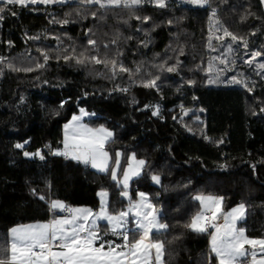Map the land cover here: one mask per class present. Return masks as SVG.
I'll return each mask as SVG.
<instances>
[{"label": "trees", "instance_id": "trees-1", "mask_svg": "<svg viewBox=\"0 0 264 264\" xmlns=\"http://www.w3.org/2000/svg\"><path fill=\"white\" fill-rule=\"evenodd\" d=\"M0 8L6 9L0 20V247L12 228L63 215L51 209L52 201L96 210L99 192L106 191L111 213L128 205L111 170L97 172L53 154L63 149V128L81 108L96 114L89 125L112 130L106 150L113 156L121 151L123 160L133 153L145 161L130 196L135 201L139 192L147 193L168 225L152 234L164 242V264L216 263L209 232L184 227L200 211L194 199L199 194L223 197L226 211L244 204L238 226L249 238L264 239L259 0H210L203 7L145 3L134 11L81 2ZM224 29L238 39L224 36ZM228 46L233 52L225 66L213 58ZM105 60L116 61L115 73ZM153 80L155 86L145 87ZM187 109L204 113L185 114ZM100 229L105 241L123 242L107 224Z\"/></svg>", "mask_w": 264, "mask_h": 264}, {"label": "snow or ice", "instance_id": "snow-or-ice-1", "mask_svg": "<svg viewBox=\"0 0 264 264\" xmlns=\"http://www.w3.org/2000/svg\"><path fill=\"white\" fill-rule=\"evenodd\" d=\"M2 2L6 5L26 7L28 4H48L55 0H2ZM86 2L96 4L100 9L105 10L122 8L134 11L146 2L159 8L167 6L166 0H86ZM186 3L201 7L210 6V0H186ZM5 10L0 8V20L4 18L2 13ZM12 14L15 15V12ZM211 14L215 17L216 11L213 9ZM64 22L67 23V21ZM223 32L224 36H230L233 41L238 39L227 29H224ZM216 39L220 40L223 37L217 36ZM89 43L95 45L96 41L90 40ZM209 47H212L211 37H209ZM232 52L233 49L228 46L227 52L222 57L213 59H219L221 64L227 66L230 61L226 57ZM257 55L259 53L254 54L253 59ZM45 58L47 59V57ZM92 60L97 64L102 62L97 57H92ZM0 62H2V58H0ZM77 62L82 63L83 61ZM103 63L106 66L110 63L111 70L115 73L117 66L115 60H105ZM247 63L251 64L252 61L249 60ZM260 67L264 68V64H261ZM120 70L127 71L122 65ZM208 70L212 71L211 63ZM168 71L171 72L174 69L168 68ZM235 82L241 83L239 80ZM148 86H155V80L145 84V87ZM157 112L153 114L155 115ZM85 115L88 113L82 109L81 115L73 116L71 121L65 125L64 148L53 154L62 155L86 165L90 164L91 167L101 172L109 171L111 161L113 163L111 178L122 185L124 191L121 194L129 200L128 209L115 214L110 213L106 191L99 193L101 207L95 213L91 209L68 208L60 201H52L50 205L52 210L67 212L69 215L66 218L53 219L47 223L12 228L9 241L5 246L0 247V253H7V256L0 255V264H164V242L158 239L154 240L152 233L167 230L168 225L160 223L155 205L150 202L145 193H138L139 200L133 202L126 191L130 178L140 174V169L144 166L145 161L136 160L135 155H132L127 168L122 172V180L118 179L117 172L120 170L121 153H116V159L112 161V157L105 150V145L111 139L112 133L103 127L91 128L81 123ZM16 147L23 148V145L17 144ZM24 155L33 154L24 152ZM34 155L44 159L39 152ZM152 180L157 184L160 183L158 175L152 176ZM40 199H44V197L41 196ZM194 199L199 202L202 210L195 213L184 227L200 234L208 233L209 228L214 230L209 233L211 236L210 246L211 252L218 258V264H244L246 257H250L251 264H264V239H251L245 234L243 228L237 227V221L244 219L245 216L244 204H240L228 212H222L223 197L199 194ZM129 214L135 217V229L138 230L135 233L138 238H134L131 242L127 227ZM219 219H222V224L217 223ZM99 220L107 221L112 234L121 236L123 242L116 244L114 241H105L99 233L97 223ZM246 245H250L253 250L249 251L245 247ZM257 248L259 252L256 251Z\"/></svg>", "mask_w": 264, "mask_h": 264}, {"label": "rangeland", "instance_id": "rangeland-1", "mask_svg": "<svg viewBox=\"0 0 264 264\" xmlns=\"http://www.w3.org/2000/svg\"><path fill=\"white\" fill-rule=\"evenodd\" d=\"M177 2V3H180V4H184V5H189V6H198V5H193V4H188V3H186V0H166V5L169 3V2ZM69 2H81V3H85V4H91V3H87L86 2V0H55V2H52V3H48V4H58V3H69ZM0 3H3L2 2V0H0ZM147 3V2H146ZM37 4H39V3H37ZM43 4V3H42ZM145 4V3H144ZM150 4H152V3H150ZM154 5V4H153ZM83 109V111L84 112H86V113H88V115H85V116H83V118H82V120H81V123H83V124H86V125H88L89 127H91V128H100V127H103V128H105V129H107L108 131H110L111 133H112V137H111V139L109 140V141H111L112 139H113V137H114V133L112 132V130H110V129H108V128H106V127H104V126H99V127H92L91 125H89L88 123H87V120L88 119H91V118H94L95 116H96V114L95 113H93V112H89L88 110H86V109H84V108H81L80 109V111H79V113L78 114H76V115H74V116H79V115H81V110ZM197 112V113H204V111L202 110V109H197V110H189V109H187V110H185V113H187V114H190V113H192V112ZM154 112H157V108L155 109V111ZM199 120H202L201 118H199ZM71 121V120H70ZM69 121V122H70ZM68 122V123H69ZM67 123V124H68ZM66 125V124H65ZM64 134H65V126H64V128H63V139H64ZM64 141V140H63ZM108 141V142H109ZM107 142V143H108ZM106 143V144H107ZM24 146V145H23ZM63 148H64V145H63ZM60 150H63V149H60ZM105 150H106V145H105ZM107 151V150H106ZM108 153H109V155L112 157V161H114L115 159H116V153H121V156H120V170L117 172V178L118 179H121L122 180V172L127 168V166H128V163L130 162V157L132 156V155H135V154H133V153H131L130 155H128L127 157H126V159L125 160H123L124 159V157H123V153L121 152V151H117L116 153H115V156H113L109 151H108ZM28 157H30V158H33V157H37V158H40L39 156H36V155H29ZM135 157H136V155H135ZM69 159H71V158H69ZM136 160H142V159H139L138 157H136ZM76 161V160H75ZM82 163V162H81ZM82 164H84V163H82ZM86 165V164H85ZM89 166H91L90 164H89ZM93 170H95V171H97V172H101V171H98L96 168H93V167H91ZM109 170H113V163L110 161V163H109ZM143 170H144V166L140 169V174L138 175V176H132L131 178H130V180H129V187L126 189V191L129 193V195H130V189H131V184H132V182L135 180V179H137L138 177H140L142 174H143ZM101 173H105V172H101ZM116 181V180H115ZM117 182V181H116ZM119 186H121L122 187V185H120V184H118ZM122 190L124 191V189L122 188ZM140 193V192H139ZM144 193V192H143ZM148 197H149V200H150V196L147 194V193H145ZM123 197H125V196H123ZM126 198V197H125ZM127 199V198H126ZM128 200V199H127ZM137 200H139V196L137 195V199L135 200V201H137ZM135 201H133V202H135ZM150 202H151V200H150ZM152 203V202H151ZM65 205V204H64ZM109 205V200H108V197H107V206ZM66 206V205H65ZM239 206V205H238ZM238 206H236V207H238ZM66 207H68V208H79V209H91L94 213L95 212H98L99 210H100V207H101V200H100V205H99V207L95 210V209H92V208H90V207H86V206H82V207H69V206H66ZM128 207H129V203H128V205L126 206V208L124 209V210H122V211H126L127 209H128ZM236 207H234V208H236ZM157 210V209H156ZM202 209H201V207H200V211H201ZM59 211V210H58ZM108 211H109V209H108ZM228 211H230V210H228ZM228 211H226V210H224L223 209V204H222V212H228ZM110 212V211H109ZM60 213H62V211H60ZM111 213V212H110ZM157 213H158V216H159V221H160V214H161V212H160V210H157ZM67 216L66 215H58V216H53L50 220H48V221H44V222H37V223H47V222H49V221H51V220H53V219H57V218H66ZM244 218H245V216H244ZM128 219V225H127V227H128V229H129V231H128V233L130 234L131 233V235H132V237H133V239L134 238H138V237H136L135 236V233L138 231L137 229H135V224H134V220H135V217L132 215V214H129V217L127 218ZM242 220H244V219H242ZM242 220H238L237 221V227L238 228H240L239 226H238V224H239V222L240 221H242ZM37 223H32V224H37ZM97 223H98V225H99V233H100V235L101 236H104L102 233H101V229H100V227H101V225L102 224H107V221H105V220H99V221H97ZM161 223V222H160ZM223 223V222H222ZM221 223V224H222ZM32 224H28V225H32ZM22 226H27V225H22ZM16 227H20V226H16ZM15 228V227H14ZM107 229L111 232V229H110V225H108L107 224ZM165 231V230H164ZM214 230L212 229L211 231H209V233H211V232H213ZM11 232V231H10ZM161 232H163V231H161ZM153 233H157V232H153ZM152 233V234H153ZM119 236V235H118ZM251 239H253V238H251ZM210 242H211V236L209 235V249H210V252H211V246H210ZM117 244V243H116ZM247 246V247H246ZM245 247L249 250V251H251L252 250V247L250 246V245H246ZM211 255L215 258V261H216V263L215 264H218V258L215 256V254L214 253H212L211 252ZM248 257H246V258H244V260L245 259H247Z\"/></svg>", "mask_w": 264, "mask_h": 264}, {"label": "built area", "instance_id": "built-area-1", "mask_svg": "<svg viewBox=\"0 0 264 264\" xmlns=\"http://www.w3.org/2000/svg\"><path fill=\"white\" fill-rule=\"evenodd\" d=\"M77 162H79V161H77ZM62 214L63 215H66V216H68L69 215V213H67V212H62ZM223 221H222V219H219L218 221H217V223H222ZM212 229L211 228H209V231H211ZM128 235H129V237H130V234L128 233Z\"/></svg>", "mask_w": 264, "mask_h": 264}, {"label": "crops", "instance_id": "crops-1", "mask_svg": "<svg viewBox=\"0 0 264 264\" xmlns=\"http://www.w3.org/2000/svg\"><path fill=\"white\" fill-rule=\"evenodd\" d=\"M90 168H91V166H90ZM99 193H100V192H99ZM98 197H99V201H100V196H99V194H98ZM246 247H247V246H246ZM252 250H253V249H252ZM256 251L259 252V249L257 248ZM258 258H259V256H258ZM248 263L251 264V259H250V257H248Z\"/></svg>", "mask_w": 264, "mask_h": 264}, {"label": "water", "instance_id": "water-1", "mask_svg": "<svg viewBox=\"0 0 264 264\" xmlns=\"http://www.w3.org/2000/svg\"><path fill=\"white\" fill-rule=\"evenodd\" d=\"M259 3L261 5V8H262V12L264 14V0H259Z\"/></svg>", "mask_w": 264, "mask_h": 264}]
</instances>
